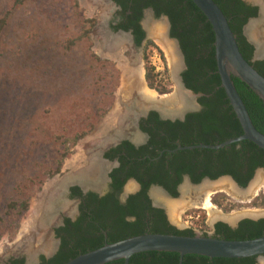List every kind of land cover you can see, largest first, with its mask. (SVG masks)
Segmentation results:
<instances>
[{
  "label": "trees",
  "instance_id": "obj_1",
  "mask_svg": "<svg viewBox=\"0 0 264 264\" xmlns=\"http://www.w3.org/2000/svg\"><path fill=\"white\" fill-rule=\"evenodd\" d=\"M120 7V20L113 30L131 32L136 45L144 37L140 22L143 11L151 9L156 18L166 16L169 19L170 35L179 42L186 65L182 73L185 87L195 94H200L198 103L202 111L196 115L186 116L184 122L160 121L152 112L149 121L153 127L142 130L151 136L152 149H141L134 159L133 176L142 186V191L129 198L125 205H120L113 196L99 200L94 194L83 196V237L77 242L76 253L63 251L46 264H65L78 254H85L102 247L128 238L143 234H163L182 237H194L193 228L179 230L172 226L164 211L153 208L146 195V190L153 185L162 187L173 198H177V187L182 182L183 175H189L193 184H198L204 178L215 180L222 176L231 177L240 187H246L252 180L257 169L264 170V151L249 141L234 143L219 150L193 149L176 150L178 146L218 145L227 140L242 135V129L233 113L232 108L221 88L217 74L214 51V34L205 16L190 0H113ZM222 11L233 32L239 51L243 58L264 77V60L253 61V46L243 35V27L249 19L257 16V7L250 6L242 0H213ZM5 19L0 21V32L5 26ZM90 24L93 22H89ZM153 48L165 62L160 49L151 41L145 46V75L144 79L149 89L159 94L171 92L168 69L164 67L162 74L155 72L149 63L148 50ZM235 88L243 101L254 127L264 135V104L240 80L233 78ZM110 98L104 99L98 106L96 116L102 117L109 109ZM159 130L164 134L161 140L156 137ZM88 132L82 131L69 134L64 144L74 146L78 139ZM122 146H128L123 143ZM62 159H59L55 173L60 172L63 159L69 155L65 147ZM176 150L175 152L168 151ZM161 151L163 152L161 154ZM166 151V152H164ZM147 156V158H146ZM144 159H143V158ZM155 159V160H154ZM152 160H154L152 162ZM151 165V169L148 165ZM133 166V165H132ZM148 168L149 180H143L139 174L140 168ZM117 189L122 184H114ZM74 191L79 192L78 189ZM213 204L229 213L235 205L225 199H215ZM19 216L29 208L28 199L17 200L11 205ZM252 207L264 208V196L257 197L251 202ZM201 210H191L185 217H199V230L207 232ZM76 225H80L77 223ZM206 236V235H205ZM264 236V219L258 221L243 220L235 229L226 224L215 226L214 238L228 241H246ZM66 240L64 239V245ZM255 257L242 259L240 264H255ZM179 255L168 252H146L132 256L129 264H178ZM236 259H209L196 255H186L182 264H235ZM9 264H19L11 261ZM108 264H123L115 261Z\"/></svg>",
  "mask_w": 264,
  "mask_h": 264
},
{
  "label": "rangeland",
  "instance_id": "obj_2",
  "mask_svg": "<svg viewBox=\"0 0 264 264\" xmlns=\"http://www.w3.org/2000/svg\"><path fill=\"white\" fill-rule=\"evenodd\" d=\"M114 13L112 6L104 23V29L113 36L109 29ZM99 15V9L89 11L83 0H0V21L6 20L0 32V245H16L33 205L43 203L47 185L55 181L54 177L64 175L66 163L76 156L78 146L97 132L115 107L123 74L118 60L101 49ZM153 21L155 26L159 23ZM149 41L158 47L148 38L141 48L121 52L125 59L135 56L144 72L143 79L146 54L142 50ZM160 51L165 62L153 48L147 52L158 74L169 67ZM168 77L172 91L174 82L169 69ZM106 98L111 99L109 109L97 118L98 106ZM82 131L88 133L74 146L64 144L69 134ZM66 146L69 155L63 159L60 172L55 173ZM258 173L261 172L254 174L251 183ZM263 192L256 197L216 192L212 200L225 199L236 206L229 213L213 202L212 205L227 216H246L264 211L247 202L249 197L254 201L264 196ZM26 198L29 208L19 216L10 205ZM196 210L203 212L199 215L204 216L210 232L207 212ZM200 221L197 216L181 215L175 226L202 232ZM5 257L0 253V261Z\"/></svg>",
  "mask_w": 264,
  "mask_h": 264
},
{
  "label": "water",
  "instance_id": "obj_3",
  "mask_svg": "<svg viewBox=\"0 0 264 264\" xmlns=\"http://www.w3.org/2000/svg\"><path fill=\"white\" fill-rule=\"evenodd\" d=\"M111 3V0H107ZM198 10L205 16L208 23L210 24L213 34H214V51H215V61L217 67V74L220 78L221 88L223 89L226 98L229 102L233 113L242 129V135L230 140H227L218 145H205L200 144L197 146H187L178 147L177 150H193V149H208V150H219L226 146L234 143H240L242 141H249L257 146L259 149L264 151V135L261 134L253 125L246 107L239 97L236 91L232 77L240 80L244 83L264 104V77H262L241 55L236 38L231 31L228 21L223 15L219 7L214 3L213 0H190ZM244 3L258 8V13L255 18L248 20L246 25L243 27V35L254 48L253 58L254 60H264V49L261 47L263 44L256 42L250 36H248V27L259 20L261 15V6L252 0H242ZM145 20L142 22L144 31L146 34V39L150 38L152 41L153 36L149 33L148 28L145 26V22L149 21L150 24H155L153 20H159V22L164 24L165 35L171 40L177 50L178 63L173 69L169 68L171 78L174 83H176L180 89L190 96L192 100L191 108H171L172 111H165L164 114L158 110L155 106L146 108L142 112L138 113L137 118L133 122V126L137 127L138 120L148 114L150 111H155L158 113L162 119L169 120H182L188 113L199 112L201 107L198 104V99L201 97L200 94H195L188 90L182 79V73L186 69L184 55L181 51L179 42L173 39L169 34L170 23L166 16H161L156 18L151 9L145 10ZM158 22V21H157ZM115 36H124L128 38L132 48H135L133 44V37L130 33L120 31L115 34ZM148 88V87H147ZM153 92L156 97L163 101L171 100L173 96V90L167 94H159L154 90L148 88ZM256 172H261L264 174L263 169H257ZM255 172V173H256ZM220 179L229 180L236 188L239 190L246 189L251 181L248 183L246 188H240L230 177H222ZM218 179V180H220ZM203 182H215L206 178ZM184 185H188L191 188H196L199 185L191 183L187 178L184 180L182 185L178 188V198L182 197V188ZM87 191L86 189H84ZM153 190L161 191L170 200H176L170 194H168L164 189L160 187H155ZM255 195L254 197H256ZM247 202L250 203L253 199L249 197ZM204 200V197H200ZM187 201H190L188 209H198L195 208V204L199 203L198 197H189ZM155 206H158L154 203ZM164 209L167 219L172 226L177 223L173 222L170 218L166 208L160 206ZM186 209V210H188ZM185 210V211H186ZM184 211V212H185ZM183 212V213H184ZM256 219L258 217H255ZM216 221V220H215ZM215 221L210 222L211 225ZM225 221V220H224ZM227 222V221H226ZM228 223V222H227ZM232 228H235L238 221L234 223H228ZM146 252H168L176 253L179 255L178 264H182L183 257L186 255H196L201 257H206L209 259L219 258V259H246L251 257H258V260H262L264 263V236L246 241H228L223 239L194 236V237H182L174 235H163V234H143L128 238L113 244H104L102 247L90 251L85 254L78 255L77 257L71 259L65 264H108L115 261H123V264H129L130 258L136 254L146 253Z\"/></svg>",
  "mask_w": 264,
  "mask_h": 264
},
{
  "label": "bare ground",
  "instance_id": "obj_4",
  "mask_svg": "<svg viewBox=\"0 0 264 264\" xmlns=\"http://www.w3.org/2000/svg\"><path fill=\"white\" fill-rule=\"evenodd\" d=\"M83 1L89 11L93 12L97 9L100 10L98 35L103 39V47H101V49L111 59L118 60L123 74L121 89L113 111L108 115L97 132L86 138L81 145L78 146L76 156L66 163L65 169H70L71 173L57 181V183H49L45 188V199L43 203L39 206L33 205L29 219L23 224L17 243L15 242L16 245L11 247L7 242L0 245V253H4L5 256L11 253L32 254L48 245V227L53 223L56 211L61 209L65 212L70 207L68 204L62 203L65 186L74 182H82L81 180H83V186H86L87 184L85 183L89 181L86 179L93 175H95L97 179H100L102 169L104 168L98 157L101 149L111 144L115 138L117 139V137H120L124 128H129L131 120L136 119L138 113L151 106H155L164 114H166L164 110L168 111V109H170V111H172L171 108L173 109V107L176 106L181 109L186 103H190L192 106L190 96L184 93L176 83H174L173 89L174 97L171 100L162 102L153 92L148 90L143 79L144 72L142 68L138 66L135 56L125 59L122 57L123 54L121 55L122 51L131 48L129 40L124 36H113L104 29L105 20L108 15L111 14L112 6L106 0ZM252 1L260 4L261 15L257 22L252 23L248 27V36L256 42L263 44L264 0ZM145 26L148 28L149 33L154 36L155 43L164 52L169 68L173 69L176 67L178 63L177 50L174 43L166 37L164 24L158 23L155 26V24L153 25L150 24L149 21H146ZM261 47L264 49V45ZM185 108H188V106ZM108 132H114V134L109 136L110 134ZM255 180L257 182L256 187L250 186L249 189L247 188V191H238V188L231 184L229 180L220 179V181L201 183L196 188H192L196 190L195 192H193L194 190L184 187L183 192L185 195H188V197H190L189 195L192 193H194L193 197H198L200 203L195 204V208H203L207 212L209 220L212 222L217 218L225 217L221 216V213L211 204V198L216 192L223 193V191H226L233 196H237L239 193L242 194L241 196H245L249 193H257L259 188L264 191V178L261 173H258ZM131 188L130 186L128 189ZM153 196L158 202L163 204V207L169 212L172 221L176 223L179 222L181 214L187 208H191L188 207L190 201H187L185 197L178 201H169L170 199L161 195L160 192H155ZM200 197H204V200H201ZM236 217L237 216H232L229 220L231 221Z\"/></svg>",
  "mask_w": 264,
  "mask_h": 264
},
{
  "label": "flooded vegetation",
  "instance_id": "obj_5",
  "mask_svg": "<svg viewBox=\"0 0 264 264\" xmlns=\"http://www.w3.org/2000/svg\"><path fill=\"white\" fill-rule=\"evenodd\" d=\"M107 2L115 8V13L113 15L112 22H111L110 29H109L110 31H112L113 26L117 25L119 20H120L119 16H117L118 15L117 13L120 12V7L117 6V4L113 0H111V3L109 1H107ZM144 13H145V10L143 11V17H142V20L140 22V26H141V29H142L143 34H144V37H143L141 43L139 45H136L133 35L131 34V32H128L133 37V44H134L135 48H141L143 46V43L146 42V40H147L145 31H144V27L142 24V22L145 20ZM159 23H161V22H159ZM170 29H171V25L169 28V34H170ZM120 31L121 30L115 32L113 30L112 33L116 34ZM142 52L145 53L144 49L142 50ZM253 61H263V60H254V58H253ZM145 84H146V82H145ZM186 106H188V108H191L190 103H186V105L183 108H185ZM200 107H201V105H200ZM168 111H170V109H168ZM201 111H202V107H201ZM201 111L191 112V113H188L186 116L191 115V114L196 115V114H199ZM152 112L156 113L155 111H150L148 114L141 117L138 120L137 127L133 126V122L135 119L131 120V123H130L131 125L129 126L128 129L124 128L122 135L120 137H117V139L115 138L113 140V142H111V144L106 145L105 147H103L101 149L100 155L98 157H99L100 163L103 164L104 168L102 169L100 179L98 178L99 180L95 177V175H93L90 178L86 179V180H89L85 183V184H87L86 186H83V180H81L82 182H74V183H70L67 186H65L64 191H63L62 203H66L70 207L65 212L62 211L61 209L56 211V215L54 217L55 219H54L53 223L51 225H49V227H48V233H49L48 234V243H47L48 245H46V247L42 248L40 251L34 252L32 254L31 253H27V254L26 253H15V254L11 253L2 259L0 261V264H9L11 261H18L19 264H46L49 261H51L52 259H54L55 257H57L62 249H63V251H72L73 253H76L77 242L80 239H82V237H83V196H86L87 194L91 193V194H94L99 200H101L107 196H113L117 199V201L120 205H125L130 197L140 193L142 191L141 184L133 176H129V174H130V172H133V170L135 168L134 167L135 166L134 165V162H135L134 159H135V157L138 156L137 152L140 151L141 149H145L146 151H149L152 149L151 144H150V141H151L150 134L148 132L143 131L141 128L142 126H144L145 128L152 129L150 127H153V124L149 121V117H150V114ZM156 114H157L158 119L160 121L184 122V120L186 118V116H185L182 120H178V119L169 120V119H162L158 113H156ZM166 114L168 115V113H166ZM108 133L110 134V135L108 134L109 136H112L114 134V132H108ZM158 134L159 135H157L156 139L161 140L162 137L164 136V134L160 130H159ZM123 143H128L129 147L128 146H126V147L122 146ZM177 148H176V150H177ZM176 150H173V151L169 150L168 152L172 153V152H175ZM164 152H166V151H164ZM162 153L163 152L161 151V154ZM146 158H147V156H146ZM154 160H152V162ZM148 167L151 169L150 164L148 165ZM146 172H149L147 167L146 168L141 167L139 172H138L143 177V180H149V176H147ZM70 173H71L70 169H66L65 173L63 172V174H64L63 176L61 175L59 177L53 178V180H55L54 183H57V181H59L60 179H63L65 176H67ZM222 177H229V176H222ZM222 177H219V178H217L215 180H211V181H220L218 179H220ZM186 178L192 183L189 175H183L182 182L180 185H182V183L184 182V180ZM253 178H254V176H253ZM204 179H206V178H204ZM202 181H203V179L200 181V183L195 184V185H200ZM115 183L116 184H122V187L120 189L119 188L117 189V187H114ZM252 183H255V185H253V186L256 187V184H257L256 180H253ZM130 186L132 188L128 189ZM179 186L177 187V193H178ZM249 186L247 188H249ZM155 187H159V186H156V185L150 186L146 190V195L150 201V205L153 208L160 209V210L164 211V209L162 207H160V206H163V204L158 202L154 198L153 194L155 192H160L161 195H163L164 197H166V196L159 190H153L152 191V189ZM184 187L189 188L190 190H194V189H192L188 185L183 186L181 198H184V197L189 198L188 195H185V193L183 192ZM160 188H162V187H160ZM240 188H246V187H240ZM247 188L244 190H248ZM74 189H78L79 192L74 191ZM84 189H86L87 191H85ZM195 191L196 190H194L193 192H195ZM262 191H263V189L259 188V191L257 193H255V194L249 193L248 195L254 196L258 193H261ZM223 194H226V193H223ZM189 196L190 197L194 196V193H192ZM235 197H239V196L237 195ZM177 198H178V196H177ZM180 199L178 198V200H180ZM178 200H169V201H178ZM212 202H213V200L211 198V204H212ZM154 203L158 206H155ZM198 209L204 210L203 208H198ZM189 210H193V209H188L184 213H182L181 215L185 216V214ZM168 214H169V212H168ZM221 215L225 216V217L217 218V219H215L216 221L213 220V221H215V223L213 225H211L212 227H211L210 232H208V231L207 232H204V231L196 232L195 229H193L195 236L214 238L215 226L218 223L226 224L227 226L232 228L228 223H234L235 221H238V224L235 227V228H237L243 220L258 221V220L264 219V211H258V210H257V212L255 211L253 214H246V216H240L239 214L235 215L237 217L235 219H232L231 221L229 219L232 216H227L225 214H221ZM255 217H258V218L256 219ZM180 220H181V217H180ZM77 223H80V225H76ZM174 227H176V226H174ZM235 228H232V229H235ZM186 229H189V227ZM179 230H184V229H179ZM64 239L66 240L65 245H64ZM77 254L81 255L80 253H77ZM254 259H255V264H264V263H262V260H258V257H255ZM263 259H264V257H263ZM236 260H238V261H236L237 263H235V264L242 263L241 262L242 259H236Z\"/></svg>",
  "mask_w": 264,
  "mask_h": 264
}]
</instances>
